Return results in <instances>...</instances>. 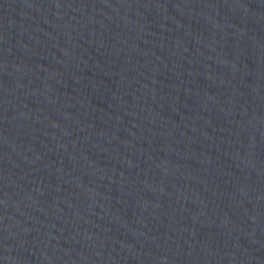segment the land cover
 <instances>
[{"label": "water", "instance_id": "water-1", "mask_svg": "<svg viewBox=\"0 0 264 264\" xmlns=\"http://www.w3.org/2000/svg\"><path fill=\"white\" fill-rule=\"evenodd\" d=\"M0 264H218L175 0H0Z\"/></svg>", "mask_w": 264, "mask_h": 264}]
</instances>
